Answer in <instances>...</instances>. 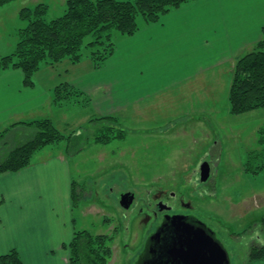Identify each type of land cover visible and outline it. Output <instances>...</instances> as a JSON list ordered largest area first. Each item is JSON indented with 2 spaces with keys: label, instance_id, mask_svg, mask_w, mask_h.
Instances as JSON below:
<instances>
[{
  "label": "rangeland",
  "instance_id": "1",
  "mask_svg": "<svg viewBox=\"0 0 264 264\" xmlns=\"http://www.w3.org/2000/svg\"><path fill=\"white\" fill-rule=\"evenodd\" d=\"M67 1L16 0L0 8V57L15 51L17 30L24 25L19 16L23 8L46 4L50 7L47 19L51 20L65 13ZM138 22L141 29L146 26L142 17ZM119 35L113 33L115 50L121 38H130ZM90 41L87 38L85 45ZM85 45L83 52L89 54L91 48ZM236 64H230L231 73L224 70L223 86L215 90L218 95L199 104L189 101L188 105L199 106L200 112L192 113L186 106L188 115L179 117L178 104L167 111L159 106L152 110L144 102L142 107L133 106L115 116L119 118L117 127L126 135L107 145L95 142L102 124L90 127L88 111L72 103L57 111V125L66 135L78 123H82L84 132L82 151L77 153L74 147L67 154L65 149L72 161L74 180L85 189L73 209L76 231L112 236L109 264H136L142 250L143 226L135 213L122 208L121 195L132 192L145 199L148 191L158 189L174 192L191 204L197 216L217 234L229 252L231 264H264V255L251 256L253 250L264 248V172L254 175L246 171L247 164L264 165V145L260 144L264 138V110L241 116L230 114L229 91ZM72 66L67 60L54 67L43 63L41 73L54 72L65 83ZM67 146L68 142L63 141L46 149L56 154ZM202 160L212 164L213 173L209 183L200 186L189 177Z\"/></svg>",
  "mask_w": 264,
  "mask_h": 264
},
{
  "label": "crops",
  "instance_id": "2",
  "mask_svg": "<svg viewBox=\"0 0 264 264\" xmlns=\"http://www.w3.org/2000/svg\"><path fill=\"white\" fill-rule=\"evenodd\" d=\"M263 29L264 0L191 2L121 38L101 70L88 59L73 65L67 82L90 99L88 123L95 115L120 116L144 102L167 111L178 104L179 117L187 107L198 113L202 109L189 101L218 95L224 70L231 73L230 64L262 40ZM46 71L36 75L32 88L24 85L21 70L0 75V133L41 119L57 125L53 99L61 80ZM82 127L73 124L71 132ZM65 149L43 150L30 167L0 175V257L17 250L24 264H69L63 245L71 241L76 219L72 161Z\"/></svg>",
  "mask_w": 264,
  "mask_h": 264
},
{
  "label": "trees",
  "instance_id": "3",
  "mask_svg": "<svg viewBox=\"0 0 264 264\" xmlns=\"http://www.w3.org/2000/svg\"><path fill=\"white\" fill-rule=\"evenodd\" d=\"M14 1L0 0V8ZM196 1L199 0H68L65 13L51 20L47 19L50 7L46 4L23 8L19 16L24 25L17 30L15 51L0 57V75L10 70H21L24 85L32 88L35 75L41 71L43 63L54 67L67 60L75 66L88 59L95 70H100L116 51L114 32H119L120 37L134 36L141 29L139 17L143 18L146 26L157 24L173 10ZM89 37L91 41L85 45ZM84 45L91 48L89 54L83 52ZM84 97L83 92L65 82L54 89L53 104L57 110L72 103L81 111H88L90 99ZM229 105L230 114L234 116L264 110V29L262 40L237 61L229 91ZM118 119L115 116L91 119L88 123L90 127L102 124L97 129V144L107 145L125 137V132L118 128ZM107 123L110 127L103 126ZM11 127L0 133V175L30 167L38 153L63 141L68 142L67 154H71L74 147L77 153L82 151L83 127L68 135L52 119L19 123ZM260 144L264 145V138ZM246 171L254 175L262 174L264 165L251 167L247 164ZM84 190L74 180L73 209ZM112 241L113 237L108 234L79 230L74 232L71 241L63 248L69 252V264H109ZM263 255L264 248L251 253L252 258ZM0 264L24 262L17 250H11L0 257Z\"/></svg>",
  "mask_w": 264,
  "mask_h": 264
},
{
  "label": "water",
  "instance_id": "4",
  "mask_svg": "<svg viewBox=\"0 0 264 264\" xmlns=\"http://www.w3.org/2000/svg\"><path fill=\"white\" fill-rule=\"evenodd\" d=\"M201 173V181L206 182L211 175L208 162L201 165ZM133 202L134 195L126 193L120 205L129 210ZM168 218L148 240L136 264H231L229 252L206 223L195 216Z\"/></svg>",
  "mask_w": 264,
  "mask_h": 264
},
{
  "label": "flooded vegetation",
  "instance_id": "5",
  "mask_svg": "<svg viewBox=\"0 0 264 264\" xmlns=\"http://www.w3.org/2000/svg\"><path fill=\"white\" fill-rule=\"evenodd\" d=\"M205 162L211 167V175L210 178L206 182H202V173H201V165ZM212 164L207 160H202L201 164L197 169L193 171V174L189 177L190 180H194V182L198 185H206L209 183L212 178ZM111 192V191H109ZM132 192H124L121 197L126 194ZM134 195V202L132 206L127 211H131L135 213L136 220H140V224L143 226V238L141 241L140 254L138 259L143 254L146 244L148 240L157 233L158 229H160L165 222L169 219L168 217L174 216H197V214L192 209L191 204L188 202H184L180 196H178L174 192H166L163 189L155 190L154 192L148 191L147 197L137 198ZM120 197V201H121ZM119 201V202H120ZM169 237L172 236V233L167 232ZM137 259V262H138Z\"/></svg>",
  "mask_w": 264,
  "mask_h": 264
}]
</instances>
